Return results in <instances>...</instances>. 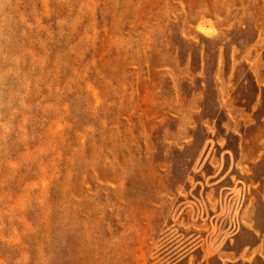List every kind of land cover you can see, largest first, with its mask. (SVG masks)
Instances as JSON below:
<instances>
[{"label": "rangeland", "instance_id": "rangeland-1", "mask_svg": "<svg viewBox=\"0 0 264 264\" xmlns=\"http://www.w3.org/2000/svg\"><path fill=\"white\" fill-rule=\"evenodd\" d=\"M253 205L264 0H0V264H219Z\"/></svg>", "mask_w": 264, "mask_h": 264}, {"label": "crops", "instance_id": "crops-1", "mask_svg": "<svg viewBox=\"0 0 264 264\" xmlns=\"http://www.w3.org/2000/svg\"><path fill=\"white\" fill-rule=\"evenodd\" d=\"M242 222L241 227L230 240L232 249L217 250L213 254L219 264H264V227L256 225L259 219L255 214L254 205L248 210L245 221ZM243 236L249 238L243 239L241 238ZM205 264H209V260H206Z\"/></svg>", "mask_w": 264, "mask_h": 264}]
</instances>
